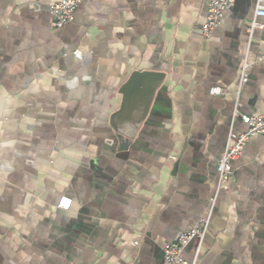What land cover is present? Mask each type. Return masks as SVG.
I'll return each instance as SVG.
<instances>
[{
    "label": "crops",
    "instance_id": "obj_1",
    "mask_svg": "<svg viewBox=\"0 0 264 264\" xmlns=\"http://www.w3.org/2000/svg\"><path fill=\"white\" fill-rule=\"evenodd\" d=\"M56 1L0 0V264H165L200 220L197 264H264V135L227 190L216 169L241 115H264V64L239 84L264 51L255 0L208 38L210 0H83L60 29Z\"/></svg>",
    "mask_w": 264,
    "mask_h": 264
},
{
    "label": "built area",
    "instance_id": "obj_2",
    "mask_svg": "<svg viewBox=\"0 0 264 264\" xmlns=\"http://www.w3.org/2000/svg\"><path fill=\"white\" fill-rule=\"evenodd\" d=\"M83 0H58L49 6V13L52 26L60 29L71 22L74 13ZM235 0H210L205 21L202 24V34L208 38L213 30L219 25L223 13L229 9ZM256 17H264V0H255L254 17L247 21L246 31L249 36L255 29L263 27L256 20ZM76 57L81 58L82 53L75 50ZM257 64H264V51L252 53L246 49L239 70V84L242 86L248 80L249 70ZM211 93H219L217 88L210 89ZM242 122L246 125L244 131L231 130L228 134L225 148L217 160L218 190H227L232 178V163L238 159L244 146L255 135H264V115H241ZM71 199L61 197L58 206L67 209ZM208 226L207 220H200L193 227L178 233L176 238L163 247L165 264H197L201 253V244ZM193 243V253L191 259L187 260L183 256L184 248Z\"/></svg>",
    "mask_w": 264,
    "mask_h": 264
},
{
    "label": "water",
    "instance_id": "obj_3",
    "mask_svg": "<svg viewBox=\"0 0 264 264\" xmlns=\"http://www.w3.org/2000/svg\"><path fill=\"white\" fill-rule=\"evenodd\" d=\"M161 77H162V75H156L155 76V85L154 86H152L151 88H150V90H149V94H148V96H150V94L153 92V89H154V87H156L157 86V84L160 82V79H161ZM148 104H149V101H147L146 103H145V107H147L148 106ZM117 113H115V115L111 118V123H112V125L116 128V122H117ZM143 118H139V120H138V122H140L141 120H142Z\"/></svg>",
    "mask_w": 264,
    "mask_h": 264
}]
</instances>
